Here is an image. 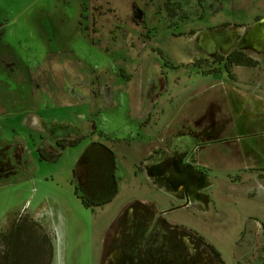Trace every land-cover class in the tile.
Segmentation results:
<instances>
[{"label": "rangeland", "instance_id": "374dc122", "mask_svg": "<svg viewBox=\"0 0 264 264\" xmlns=\"http://www.w3.org/2000/svg\"><path fill=\"white\" fill-rule=\"evenodd\" d=\"M10 248L264 264V0H0V264Z\"/></svg>", "mask_w": 264, "mask_h": 264}, {"label": "trees", "instance_id": "16d2710c", "mask_svg": "<svg viewBox=\"0 0 264 264\" xmlns=\"http://www.w3.org/2000/svg\"><path fill=\"white\" fill-rule=\"evenodd\" d=\"M39 156H40V158H42V159H47V158H45V155H43L42 152H40ZM112 195H113V191H111L110 195H107L106 197L109 198V197L112 196ZM79 198H80L81 203H82V205H83L84 207L89 206V205L92 203V201H93L92 199H90V197L82 198L81 196H79ZM102 199H103V198H102ZM8 255H9V258L7 257V262H6L5 264H15V262H16L17 259H16L15 256L12 254L11 248H10V250H9Z\"/></svg>", "mask_w": 264, "mask_h": 264}, {"label": "crops", "instance_id": "0c3cea01", "mask_svg": "<svg viewBox=\"0 0 264 264\" xmlns=\"http://www.w3.org/2000/svg\"><path fill=\"white\" fill-rule=\"evenodd\" d=\"M199 115H200V113H199ZM215 116H216L215 118L217 119V116L218 115L215 114ZM235 130L237 131V134H238V135H236V138L235 139H238V138L242 139V137L245 135L244 129L242 127H236ZM16 143H18L19 145H21L20 142H16Z\"/></svg>", "mask_w": 264, "mask_h": 264}, {"label": "flooded vegetation", "instance_id": "af4514ba", "mask_svg": "<svg viewBox=\"0 0 264 264\" xmlns=\"http://www.w3.org/2000/svg\"><path fill=\"white\" fill-rule=\"evenodd\" d=\"M230 57V56H229ZM229 57H227V58H229ZM229 61H230V59H228ZM232 62H234V61H232Z\"/></svg>", "mask_w": 264, "mask_h": 264}]
</instances>
